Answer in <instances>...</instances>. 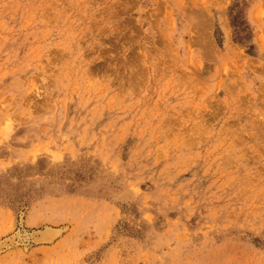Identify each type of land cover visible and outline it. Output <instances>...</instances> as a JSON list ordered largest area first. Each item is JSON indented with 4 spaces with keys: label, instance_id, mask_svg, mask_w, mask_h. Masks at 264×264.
<instances>
[{
    "label": "rangeland",
    "instance_id": "obj_1",
    "mask_svg": "<svg viewBox=\"0 0 264 264\" xmlns=\"http://www.w3.org/2000/svg\"><path fill=\"white\" fill-rule=\"evenodd\" d=\"M0 264H264V0H0Z\"/></svg>",
    "mask_w": 264,
    "mask_h": 264
},
{
    "label": "bare ground",
    "instance_id": "obj_2",
    "mask_svg": "<svg viewBox=\"0 0 264 264\" xmlns=\"http://www.w3.org/2000/svg\"><path fill=\"white\" fill-rule=\"evenodd\" d=\"M203 18H204V17H203ZM203 18H202V19H203ZM202 21H204V19H203Z\"/></svg>",
    "mask_w": 264,
    "mask_h": 264
}]
</instances>
